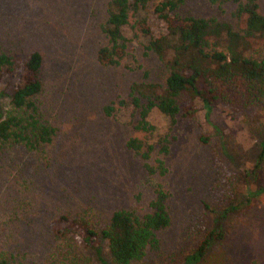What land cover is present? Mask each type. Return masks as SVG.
<instances>
[{
    "label": "rangeland",
    "instance_id": "1",
    "mask_svg": "<svg viewBox=\"0 0 264 264\" xmlns=\"http://www.w3.org/2000/svg\"><path fill=\"white\" fill-rule=\"evenodd\" d=\"M110 1L0 0V50L16 64L40 52L42 89L35 101L42 121L55 129L37 149L8 145L0 153V248L18 264H113L100 236L91 246L83 242L82 223L99 233L115 210L143 216L161 186L170 224L157 233L158 250L132 264H184L211 230L223 238L195 264H264V193L247 200L264 188V164L257 167L264 111L233 113L216 104L207 115L195 98L192 116L172 120L153 109L147 120L154 129L138 130L131 84L161 88L168 73L146 48L149 38L167 33L154 10L163 0L148 1L149 34L131 17L121 29L119 63L102 65L97 52L107 44L101 27ZM233 9L230 1L185 0L175 13L234 24ZM258 9L264 15V0ZM254 56H264V44ZM3 88L5 82L0 110L8 99ZM187 103L188 97L179 99L181 108ZM130 138L144 150L153 146L147 159L127 147ZM144 164L157 170L149 173Z\"/></svg>",
    "mask_w": 264,
    "mask_h": 264
},
{
    "label": "trees",
    "instance_id": "2",
    "mask_svg": "<svg viewBox=\"0 0 264 264\" xmlns=\"http://www.w3.org/2000/svg\"><path fill=\"white\" fill-rule=\"evenodd\" d=\"M149 0H111L107 6V18L101 27L107 44L100 47L97 59L102 65H117L125 47L122 27L131 17L139 30L149 34L146 15ZM185 0H163L155 12L167 27V33L158 38H149L146 48L164 62L168 73L160 88L155 83H133L130 86L129 103L137 110L136 128L153 130L147 117L153 109L172 120L181 114L192 116L197 107L193 100L199 98L207 109V115L216 104L228 106L233 113H243L250 108L264 111V56L255 57L257 49L264 44V15L259 12L258 0H208L221 5L230 1L234 5V24L215 17L177 15L175 12ZM43 58L33 51L16 64L13 55L0 50V84L5 82L1 94L8 97L0 110V153L8 145H22L29 150L49 143L55 133L54 127L42 121L35 97L42 89L39 73ZM188 97L184 108L179 99ZM123 104V101H121ZM113 106L104 107L110 114ZM126 145L147 159L153 149L136 138ZM164 153L167 147L162 146ZM264 164V143L258 154L257 167ZM147 172L157 169L144 164ZM160 173L165 168L158 166ZM264 193L259 186L247 200ZM168 194L157 186L149 202V211L143 216L135 212L118 209L112 212L108 224L93 231L82 223L83 242L91 246L96 236L106 243L107 253L113 264H132L142 260L147 251L158 250V231L170 224L166 200ZM67 233V231H63ZM223 238L221 231L208 232L198 247L187 255L184 264L200 262L211 245ZM0 264H18L12 252L0 248Z\"/></svg>",
    "mask_w": 264,
    "mask_h": 264
}]
</instances>
